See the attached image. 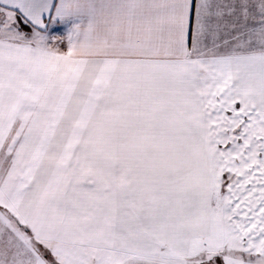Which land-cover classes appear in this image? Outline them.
I'll return each instance as SVG.
<instances>
[{"label": "snow or ice", "instance_id": "1", "mask_svg": "<svg viewBox=\"0 0 264 264\" xmlns=\"http://www.w3.org/2000/svg\"><path fill=\"white\" fill-rule=\"evenodd\" d=\"M0 264H264V0H0Z\"/></svg>", "mask_w": 264, "mask_h": 264}]
</instances>
